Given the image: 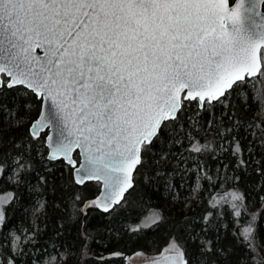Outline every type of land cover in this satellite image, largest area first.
I'll return each instance as SVG.
<instances>
[{
	"label": "snow or ice",
	"instance_id": "snow-or-ice-1",
	"mask_svg": "<svg viewBox=\"0 0 264 264\" xmlns=\"http://www.w3.org/2000/svg\"><path fill=\"white\" fill-rule=\"evenodd\" d=\"M197 130H214L233 169L251 168L264 191V0H0V179L47 189L60 163L72 184L100 188L93 200L72 195L76 214L111 216L133 172L147 181L209 151ZM6 195L0 232L18 199ZM232 198L245 207L243 193ZM211 215L181 224L173 254L155 264H264L255 216L225 237ZM3 247L0 264H35L20 244Z\"/></svg>",
	"mask_w": 264,
	"mask_h": 264
},
{
	"label": "trees",
	"instance_id": "trees-1",
	"mask_svg": "<svg viewBox=\"0 0 264 264\" xmlns=\"http://www.w3.org/2000/svg\"><path fill=\"white\" fill-rule=\"evenodd\" d=\"M189 115L194 113L189 112ZM207 120L208 114L204 113L199 119L200 126ZM255 123L259 124V121ZM253 131L258 133L259 129ZM5 134L18 138L23 130L9 133L6 129ZM194 135L201 143H208L210 150L189 157L186 164L177 165L173 161L169 168L176 171L165 170L161 176H153L147 181L143 174L135 173L134 188L126 195L127 201L122 202L124 206L111 216L101 210L89 211L87 218L76 214L71 203L72 195L79 194L82 201L93 200L100 194V188L95 181L82 186L72 184L71 169L63 164L55 165V186L50 185L47 189L39 184L34 187L9 185L7 179H0V196L5 197L6 202L8 192H14L18 197L15 203L5 204L7 223L0 232L3 250L7 252L9 248L7 240L11 233L23 236L24 232H29L34 240H30L25 248L28 252L25 259H34L35 264H106L98 262L100 256L113 261V264H128V258L138 252L149 256L161 255L173 239H179L181 224L197 223L209 212L212 214L209 219L213 230L218 227L225 237L231 235L237 222L245 226L255 216L256 239L261 241L264 239V200L260 197L264 196V191L256 183L258 177L255 172L251 168L247 173L239 168L233 169L232 158L216 147L221 141L214 130L206 137L199 130ZM197 160L203 168L202 172L197 174L196 171L185 170V167H196ZM217 161L228 167H221ZM41 163V158L36 157L34 167L39 170ZM237 176L241 178L235 179ZM197 182L201 186L195 192ZM240 193H243L244 208L235 207L240 200L232 198ZM39 203H43L44 207L38 215ZM81 206L78 204L77 208ZM237 211L241 212V216L235 215ZM145 217L156 220L143 226L139 220ZM81 222L84 224L83 234ZM133 227L142 231L133 233L129 230ZM113 251L122 255L110 257L109 253ZM239 254H244L243 248Z\"/></svg>",
	"mask_w": 264,
	"mask_h": 264
},
{
	"label": "rangeland",
	"instance_id": "rangeland-1",
	"mask_svg": "<svg viewBox=\"0 0 264 264\" xmlns=\"http://www.w3.org/2000/svg\"><path fill=\"white\" fill-rule=\"evenodd\" d=\"M9 176L12 175L11 172H9L8 174ZM9 185H13V184H16L14 183L12 180H9L7 179ZM200 182H197L196 185H195V192H198V189H199V185ZM0 199H3L5 200L6 198L3 197V196H0ZM10 198H7V200H9ZM41 203L38 204L37 206V214L39 215L42 208L39 207ZM156 218H147L145 217V219L143 220H139V223H141L143 226H147L149 225L150 223H152L153 221H155ZM14 237H19L18 240L14 239ZM29 237H33V234L32 233H29V232H24V235L23 236H19L15 233H11L8 237V244H9V247L13 244V243H16V244H20L24 249L27 247V244H30V240L28 239ZM171 243V242H170ZM169 243V244H170ZM169 244L164 248L162 254H167V253H173V250L169 248ZM140 254H134L132 256L129 257V260L127 261L128 264H141V263H144V262H147L149 260H152L155 256H149L143 252H138ZM54 263V262H52ZM36 264H39L38 262ZM40 264H48L47 262H44V263H40Z\"/></svg>",
	"mask_w": 264,
	"mask_h": 264
},
{
	"label": "water",
	"instance_id": "water-1",
	"mask_svg": "<svg viewBox=\"0 0 264 264\" xmlns=\"http://www.w3.org/2000/svg\"><path fill=\"white\" fill-rule=\"evenodd\" d=\"M230 2H231V0H230ZM75 154V153H74ZM73 154V155H74ZM135 175V172H133V176ZM86 182H90V181H86ZM85 182V183H86ZM133 183H134V181H133ZM132 188H130L126 193H125V196L129 193V191L131 190ZM123 202V201H122ZM170 254H173V253H167V254H161V255H159V256H155L152 260H149V261H147V262H144V263H141V264H155V261H157V260H159V261H163V257L165 256V255H170ZM128 260H129V258H128Z\"/></svg>",
	"mask_w": 264,
	"mask_h": 264
},
{
	"label": "bare ground",
	"instance_id": "bare-ground-1",
	"mask_svg": "<svg viewBox=\"0 0 264 264\" xmlns=\"http://www.w3.org/2000/svg\"><path fill=\"white\" fill-rule=\"evenodd\" d=\"M8 241V240H7ZM9 245V244H8Z\"/></svg>",
	"mask_w": 264,
	"mask_h": 264
}]
</instances>
